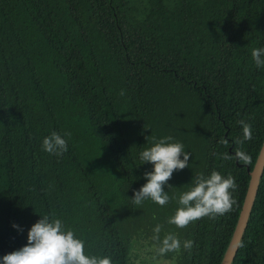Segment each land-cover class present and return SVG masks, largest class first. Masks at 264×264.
<instances>
[{
	"label": "trees",
	"instance_id": "16d2710c",
	"mask_svg": "<svg viewBox=\"0 0 264 264\" xmlns=\"http://www.w3.org/2000/svg\"><path fill=\"white\" fill-rule=\"evenodd\" d=\"M255 48L264 0H0V261L48 215L112 264H134L135 246L153 249L148 264H221L264 141ZM239 120L251 125L242 144ZM53 131L68 141L60 158L42 150ZM166 136L192 153L189 166L164 186L168 204L136 206L153 169L140 152ZM237 149L250 163L225 158ZM213 170L238 185L232 211L167 223ZM157 224L161 239L193 248L153 259ZM233 264H264V172Z\"/></svg>",
	"mask_w": 264,
	"mask_h": 264
},
{
	"label": "clouds",
	"instance_id": "9594fccd",
	"mask_svg": "<svg viewBox=\"0 0 264 264\" xmlns=\"http://www.w3.org/2000/svg\"><path fill=\"white\" fill-rule=\"evenodd\" d=\"M251 56L258 68H264V48L253 49ZM123 94L122 91L121 95ZM238 123L242 126L243 137L237 143L242 144L251 139V125L244 120H239ZM64 136L70 138L71 133L65 132ZM147 140L150 146L140 152V160L141 164H152L153 169L144 173L147 182L135 190L132 203L140 206L143 201L151 200L163 207L170 200L164 186L168 184L174 171L189 166L192 153L186 151L182 143L170 142L173 140L171 136L159 140L152 138L151 141L147 137ZM42 150L60 158L69 150L68 141L53 131L43 139ZM225 158H235L245 164L251 161L250 156L239 149L234 157L226 155ZM168 186L172 188L171 185ZM237 187L231 175L225 177L216 170L208 176H195L189 189L178 196V207L167 223L183 229L203 217L215 218L232 211L236 203L232 191ZM13 227L18 225L14 224ZM161 230L160 224L153 229V240L157 242L153 259L164 257L170 252H179L182 247L189 251L193 248L192 240H184L182 244L173 233H168L161 239ZM0 264H112V259L108 256L87 255L83 240L77 238L71 229H65L60 219L44 215L28 231L27 244L4 255Z\"/></svg>",
	"mask_w": 264,
	"mask_h": 264
},
{
	"label": "water",
	"instance_id": "95a60500",
	"mask_svg": "<svg viewBox=\"0 0 264 264\" xmlns=\"http://www.w3.org/2000/svg\"><path fill=\"white\" fill-rule=\"evenodd\" d=\"M247 169L251 176L248 189L245 195V199L242 205L236 228L234 230L233 236L231 238V241L225 252L221 264H233L242 238L246 231L252 213V209L258 194L261 178L264 172V141L253 169H250L249 166H247Z\"/></svg>",
	"mask_w": 264,
	"mask_h": 264
},
{
	"label": "rangeland",
	"instance_id": "374dc122",
	"mask_svg": "<svg viewBox=\"0 0 264 264\" xmlns=\"http://www.w3.org/2000/svg\"><path fill=\"white\" fill-rule=\"evenodd\" d=\"M142 243H145L142 241ZM147 246H135L134 253L137 254V258L134 260V264H148L149 256L146 254L147 252H153V249H148ZM148 249V250H147Z\"/></svg>",
	"mask_w": 264,
	"mask_h": 264
}]
</instances>
